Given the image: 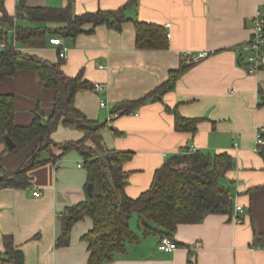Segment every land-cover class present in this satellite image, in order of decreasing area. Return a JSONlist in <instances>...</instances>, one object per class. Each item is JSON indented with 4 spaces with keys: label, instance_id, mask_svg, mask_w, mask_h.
Here are the masks:
<instances>
[{
    "label": "crops",
    "instance_id": "obj_1",
    "mask_svg": "<svg viewBox=\"0 0 264 264\" xmlns=\"http://www.w3.org/2000/svg\"><path fill=\"white\" fill-rule=\"evenodd\" d=\"M131 1L25 0L24 8L69 6L74 15L127 5V21L120 31L84 24L85 33L74 38L51 36L43 48L18 50L56 63L59 48L50 46L49 40L58 38L66 55L64 74L71 78L81 74L91 86H104L100 92H78L74 105L87 119L106 124L101 137L107 150L132 154L123 165L128 173L124 191L129 198L147 191L156 170L193 146L205 154L232 158L234 167L220 184L229 191L233 209L243 208V222H234L232 210L231 214L207 215L198 224L178 225L171 237L177 249L162 252L158 249L160 235H144L133 214L129 226L138 241L126 244L124 253L104 264H264V159L255 149L257 130L264 126V70L247 75L237 63L238 50L250 35V20L264 7V0H133L128 5ZM18 3L3 0L10 22L1 20L0 11V29L8 35L16 28L42 26L21 16ZM134 21L161 27L169 34L168 48L138 49ZM197 53L208 56L195 64L185 61L186 54ZM182 64L188 68L161 102H147L134 111L137 115L113 117L117 104L145 97ZM4 94L14 97L16 126H29L37 108L45 117L52 113L54 93L44 87L36 72L19 71L0 81V95ZM100 103L106 106L100 107ZM174 108L184 118L202 119L195 134L175 131L174 117L167 111ZM82 137L80 131L61 125L51 134L57 144ZM35 146L36 141L7 156L1 164L3 170H18ZM82 165L81 156L71 151L54 163L31 170L27 188L0 190V251L7 236L23 254L25 264H88V245L82 238L92 229L90 218L72 226L68 245L56 246L61 217L86 199L87 173ZM33 192H39V197Z\"/></svg>",
    "mask_w": 264,
    "mask_h": 264
},
{
    "label": "trees",
    "instance_id": "obj_2",
    "mask_svg": "<svg viewBox=\"0 0 264 264\" xmlns=\"http://www.w3.org/2000/svg\"><path fill=\"white\" fill-rule=\"evenodd\" d=\"M133 0L128 4L130 5ZM127 5L114 11H96L74 15L66 8H20L19 11L30 22L42 26L33 29L16 28L11 39L0 29V81L14 76L19 71H33L45 88L54 93L52 113L45 117L37 108L29 126L20 127L14 123V97L0 95V190L5 188L24 189L30 184L29 172L47 163H54L71 151L77 152L87 173L86 189L92 185V195L66 210L61 217V234L56 241L57 247L69 243L72 226L88 217L92 229L82 238L88 245V264L111 262L116 254L124 253L126 244L136 243L138 237L130 229L129 221L137 215L138 225L144 235L158 233L160 239H171L178 225L198 224L210 214H231L232 197L221 186L220 179L234 167L232 158L227 154L210 155L199 151L180 154L169 158L155 171L151 186L139 197L132 199L125 194L128 173L123 165L132 154L107 150L102 144L101 132L105 123L87 119L74 105L75 95L93 86L81 74L74 78L62 71L63 60L48 61L23 54L18 49L43 48L51 36L76 37L85 33L84 24L94 27L104 25L120 31L127 21L124 11ZM1 20L10 22L0 0ZM136 47L138 49H167L168 40L159 26L137 21ZM57 25L50 28L46 25ZM92 32V31H90ZM188 68L182 64L179 69L170 71L168 80L145 97L135 101H123L112 110L113 114L129 115L147 102H161L162 97L172 91L178 78ZM174 117L177 132L195 134L202 119H188L178 114L176 108L167 110ZM75 129L83 134L77 142L57 144L51 134L58 126ZM15 145L9 150L5 137ZM264 138V134L262 136ZM36 141L33 152L26 158L22 167L13 173H6L1 164L7 156L15 155ZM92 144V147L87 145ZM2 148V149H1ZM57 149V155L51 149ZM264 159V148L259 149ZM0 264H25L23 254L15 248L10 237H4V250L0 251Z\"/></svg>",
    "mask_w": 264,
    "mask_h": 264
},
{
    "label": "built area",
    "instance_id": "obj_3",
    "mask_svg": "<svg viewBox=\"0 0 264 264\" xmlns=\"http://www.w3.org/2000/svg\"><path fill=\"white\" fill-rule=\"evenodd\" d=\"M169 27V25H167ZM249 38L247 41L240 46L238 50L237 63L238 66L247 74L254 75L259 71L264 70V7L258 9L254 17L250 20L249 25ZM167 38L169 34H166ZM49 44L52 47L59 48L58 57L61 60H65V50L61 48V41L58 38H52L49 40ZM4 47V44L0 42V49ZM208 56L207 53H197V54H186L185 61L188 64H195ZM104 90L102 84H94L93 91L100 92ZM105 103H100V107H105ZM129 115H137L135 112L130 113ZM118 113L113 114L114 118L119 117ZM264 126L258 128L257 136L255 140V149L259 152V149L264 148ZM196 148L189 146L186 148L187 153H194ZM81 167V165H78ZM34 197H39V192H33ZM235 213L234 222L236 224H241L243 219L241 214L244 212L241 206H235L233 209ZM158 249L162 252H171L177 249L176 244L168 237H162L158 243Z\"/></svg>",
    "mask_w": 264,
    "mask_h": 264
},
{
    "label": "water",
    "instance_id": "obj_4",
    "mask_svg": "<svg viewBox=\"0 0 264 264\" xmlns=\"http://www.w3.org/2000/svg\"><path fill=\"white\" fill-rule=\"evenodd\" d=\"M24 1L25 0H19V3H18L19 7L21 8L23 7ZM5 145L9 150H12L15 147L14 143L7 136L5 137ZM86 192H87V195L91 197L92 195V185L91 184L87 186Z\"/></svg>",
    "mask_w": 264,
    "mask_h": 264
},
{
    "label": "rangeland",
    "instance_id": "obj_5",
    "mask_svg": "<svg viewBox=\"0 0 264 264\" xmlns=\"http://www.w3.org/2000/svg\"><path fill=\"white\" fill-rule=\"evenodd\" d=\"M26 25V24H25ZM30 27H34L35 25L34 24H32V23H29L28 24ZM10 39H11V35L9 36V41H10ZM52 151H53V153H58L59 151L57 150V149H55V148H53V149H51Z\"/></svg>",
    "mask_w": 264,
    "mask_h": 264
}]
</instances>
